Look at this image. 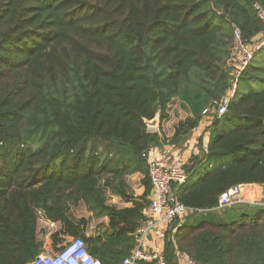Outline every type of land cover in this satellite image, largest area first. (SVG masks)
Returning <instances> with one entry per match:
<instances>
[{
    "label": "trees",
    "instance_id": "1",
    "mask_svg": "<svg viewBox=\"0 0 264 264\" xmlns=\"http://www.w3.org/2000/svg\"><path fill=\"white\" fill-rule=\"evenodd\" d=\"M253 5L264 10V0H0V264L42 252L37 213L59 224L54 249L80 238L101 264H122L149 204V152L167 142L162 122L188 115L175 142L233 89L234 30L250 45L263 30ZM240 81L257 87L238 94ZM263 85L264 48L226 113L212 114L219 123L204 162L215 166L174 187L195 212L173 239L166 232L168 264L173 250L195 264H264V206L215 210L231 186H264ZM135 173L144 187L137 198L126 182ZM109 195L132 207L117 209ZM77 208L91 216H75ZM101 218L107 225L87 235Z\"/></svg>",
    "mask_w": 264,
    "mask_h": 264
},
{
    "label": "built area",
    "instance_id": "2",
    "mask_svg": "<svg viewBox=\"0 0 264 264\" xmlns=\"http://www.w3.org/2000/svg\"><path fill=\"white\" fill-rule=\"evenodd\" d=\"M257 19L263 24V30L254 45L247 44L241 38L238 29L233 32L231 50L227 60L233 80V89L217 104L203 111V115H215L221 117L227 111V105L234 94V87L242 73L251 63L256 51L264 48V10L259 5H253ZM148 179L152 188L149 201V218L140 222L136 233V244L133 250L122 260V264H167L162 253L146 251L144 243L149 233L159 225H172L180 222L195 210L180 203L174 187H182L187 184L188 176L179 165L160 166L154 161H148ZM243 186L234 185L221 192L217 198L215 210L221 211L235 205H259L264 206V198L261 202L248 200L243 195ZM263 192H264V186ZM68 239V238H67ZM28 264H101L90 255L84 241L80 238H71L58 245L54 252L47 249L37 255Z\"/></svg>",
    "mask_w": 264,
    "mask_h": 264
},
{
    "label": "crops",
    "instance_id": "3",
    "mask_svg": "<svg viewBox=\"0 0 264 264\" xmlns=\"http://www.w3.org/2000/svg\"><path fill=\"white\" fill-rule=\"evenodd\" d=\"M181 114L184 115L181 116ZM183 117V118H181ZM188 115L180 110H178L177 116L169 115V118L162 122V136L167 139V142L162 144L159 147H154L151 149L148 155L147 164L148 161H154L155 163L159 164L160 166L167 167L170 165H179L187 174V171L195 170L199 167V165H194L195 162L198 163V161H205V154L207 152V146L210 141V138L212 137L213 129H216V124L219 123V119L214 120L212 115H202V118L198 124V126L193 129L190 133H188L186 136H183L182 138H179L175 142H169L171 137L174 134V128L178 124L179 121L184 120ZM172 118L177 119V123L172 127L170 130L168 129L169 126L165 125L167 121L171 120ZM179 118V119H178ZM157 131V130H156ZM155 131V132H156ZM226 159H223L219 164L221 165L223 162H225ZM205 164V162H204ZM215 166V164L207 165L208 169ZM191 170V171H192ZM188 178L189 175L187 174ZM143 178V175L140 173H135L131 176H128L126 178V182L133 194L134 198L140 197L144 192V187L141 183ZM189 185V182L187 181V184ZM185 185V186H186ZM243 186L244 190H250L255 194V198L257 200L260 199L263 194H261V190L263 191L262 187L259 185H240ZM152 195V188L150 187V193L148 195V200L150 201ZM109 204L112 206H115L117 209H124V208H130L132 207V203L128 202L125 203L120 198L116 196L109 195ZM149 206V204H148ZM145 209L144 217L149 218V209ZM216 212L220 213L216 210ZM199 215H205L206 211L199 212ZM86 217L91 216L90 213H86ZM188 217L183 219L180 222H175L172 225H159L157 228L152 230L149 235L146 237L145 243H144V249L146 251H155L163 254L164 250V239L165 234L167 231H170V238L173 239L177 233V231L181 228V226L185 223V220H187ZM195 219H191L190 221L194 222ZM108 223L107 218H101V219H95L92 220L89 229L87 231V235H94V228L102 224L106 226ZM101 230H98L97 234H100ZM69 239V238H68ZM135 244H136V237H135ZM134 244V245H135ZM135 247V246H134ZM133 247V248H134ZM132 251V250H131ZM130 251V252H131ZM164 256V254H163ZM165 258V256H164ZM166 260V258H165ZM168 260H166L167 263ZM168 264V263H167ZM170 264H195L193 260H191L189 257H187L184 253H180L177 250H173L171 253V260Z\"/></svg>",
    "mask_w": 264,
    "mask_h": 264
},
{
    "label": "rangeland",
    "instance_id": "4",
    "mask_svg": "<svg viewBox=\"0 0 264 264\" xmlns=\"http://www.w3.org/2000/svg\"><path fill=\"white\" fill-rule=\"evenodd\" d=\"M237 87H238V94H243L245 92V89L256 88L257 85L255 83H250L248 85V84H245L242 81H240ZM263 88H264V85H263ZM171 109H173V108H171ZM170 115H171V117L177 116V114L175 115V113H173V112H171ZM181 116L184 117L183 114H181ZM183 117H181V118H183ZM177 121H178L177 119L172 118L171 120L165 122L166 123L165 125L169 126L168 129L170 130L172 127H174V125L177 123ZM150 131H152V130H150ZM207 169H208L207 165L204 164V162H202L197 169L193 170L189 174V178H188L189 184L196 181L201 176H203L207 172ZM244 189L245 188H243V195L246 199L253 200L256 197L253 192L248 190L250 188H248L247 190H244ZM261 194H263V196H261L259 200H257V198H255L254 201L257 200V201L261 202L264 198V192L262 190H261ZM74 214L77 217L86 215V213L84 212V210L82 208L75 209ZM37 216H38V220H37L38 238H39V240L42 241L44 249H47V251H49V252H54L55 249L51 244L50 237L52 234L58 232L59 224L51 223V222L45 220L40 213H37ZM69 239H71V238H69ZM69 239L65 238L63 240V242L61 244H58V245L59 246L62 245L64 242H66ZM56 247H58V246H56Z\"/></svg>",
    "mask_w": 264,
    "mask_h": 264
},
{
    "label": "water",
    "instance_id": "5",
    "mask_svg": "<svg viewBox=\"0 0 264 264\" xmlns=\"http://www.w3.org/2000/svg\"><path fill=\"white\" fill-rule=\"evenodd\" d=\"M159 116H160L159 113H157L153 120L146 122L148 130H152V131L158 130L160 123Z\"/></svg>",
    "mask_w": 264,
    "mask_h": 264
}]
</instances>
